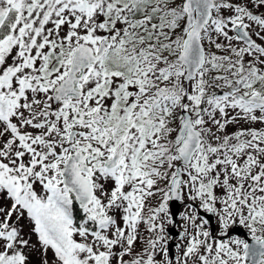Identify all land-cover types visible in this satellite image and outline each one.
<instances>
[{
    "label": "snow or ice",
    "instance_id": "obj_1",
    "mask_svg": "<svg viewBox=\"0 0 264 264\" xmlns=\"http://www.w3.org/2000/svg\"><path fill=\"white\" fill-rule=\"evenodd\" d=\"M0 264H264V0H0Z\"/></svg>",
    "mask_w": 264,
    "mask_h": 264
}]
</instances>
